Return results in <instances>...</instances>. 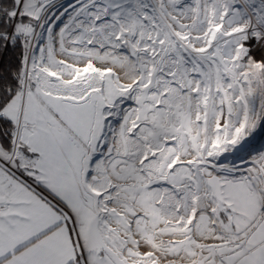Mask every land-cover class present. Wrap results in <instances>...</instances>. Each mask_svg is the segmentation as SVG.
Returning a JSON list of instances; mask_svg holds the SVG:
<instances>
[{
	"label": "snow or ice",
	"instance_id": "obj_1",
	"mask_svg": "<svg viewBox=\"0 0 264 264\" xmlns=\"http://www.w3.org/2000/svg\"><path fill=\"white\" fill-rule=\"evenodd\" d=\"M17 44L0 264H264V150L228 160L264 125V0H6Z\"/></svg>",
	"mask_w": 264,
	"mask_h": 264
},
{
	"label": "rangeland",
	"instance_id": "obj_2",
	"mask_svg": "<svg viewBox=\"0 0 264 264\" xmlns=\"http://www.w3.org/2000/svg\"><path fill=\"white\" fill-rule=\"evenodd\" d=\"M55 2L57 6H68L69 11H71V7L76 6L79 3V0H55ZM254 56L258 60L261 58L259 49L254 51ZM261 150H264V125L258 127L254 135L249 139V143L245 146V149L243 151L238 153L236 156H229L228 160L230 163L234 162L239 165L241 163L239 157L248 158L249 152L255 154Z\"/></svg>",
	"mask_w": 264,
	"mask_h": 264
},
{
	"label": "trees",
	"instance_id": "obj_3",
	"mask_svg": "<svg viewBox=\"0 0 264 264\" xmlns=\"http://www.w3.org/2000/svg\"><path fill=\"white\" fill-rule=\"evenodd\" d=\"M6 0H0V3H5ZM21 48L19 44L15 47L8 46L7 48L0 46V77L7 78L15 72L19 66Z\"/></svg>",
	"mask_w": 264,
	"mask_h": 264
}]
</instances>
